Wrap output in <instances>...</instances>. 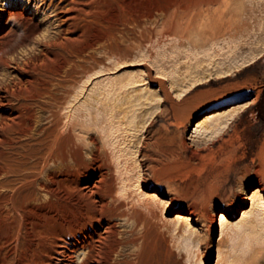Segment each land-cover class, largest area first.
Instances as JSON below:
<instances>
[{"label":"rangeland","instance_id":"obj_1","mask_svg":"<svg viewBox=\"0 0 264 264\" xmlns=\"http://www.w3.org/2000/svg\"><path fill=\"white\" fill-rule=\"evenodd\" d=\"M48 3L0 0V84L17 90L13 109L0 106V123L19 107L28 113L30 135L12 133L21 150V142L38 146L45 127L61 117L60 132L75 129L77 142L83 141L78 144L89 179L96 178L95 154L113 164L107 182L124 207V221L114 220L118 231L111 241L121 249L109 264H128L138 248L143 264H264V0H78L58 11ZM12 13L22 18L10 20ZM205 26L209 32L202 34ZM234 102L245 107L217 127ZM213 111L222 112L211 123L217 130L210 124V131L196 130L195 123ZM15 149L2 151L15 155ZM56 165L52 174L60 178L64 170ZM17 174L8 173V180ZM41 183L62 190L49 180ZM40 188L34 186L31 205L37 213L52 212L45 232L54 234L62 224L68 235L82 220L76 202L66 194L68 201L63 194L59 202ZM150 191H157V201ZM7 192L0 187V196ZM178 212L187 219L177 221ZM218 212L226 217L221 225Z\"/></svg>","mask_w":264,"mask_h":264},{"label":"bare ground","instance_id":"obj_2","mask_svg":"<svg viewBox=\"0 0 264 264\" xmlns=\"http://www.w3.org/2000/svg\"><path fill=\"white\" fill-rule=\"evenodd\" d=\"M76 1H78V0H62V3H57V2H55V0H44V3L49 2L48 5L55 7L56 10L57 9L62 10L64 8V6L66 5V4L65 5L63 4L64 2H67V5L72 6L74 4V2H76ZM216 5H218V4H216ZM213 7H211V9ZM218 8H220V7H216V8L214 7V10L218 9ZM214 10H213V12H216ZM219 10H221V8ZM205 12L207 13L206 10H205ZM191 14H193V13H191ZM191 14H190V17H191ZM195 14H197V13L195 12ZM223 15H225V14H223ZM230 15H231V13H230ZM12 16L16 19L21 15L19 13H14V14L12 13V15H9V19ZM197 16H198V14H197ZM200 16H202V15H200ZM209 16H211V15L205 16V17H207L208 21H209V19H208ZM66 17L67 18L65 19V21L72 18L71 16H66ZM199 17H193V18L198 19ZM219 17H220V15H219ZM225 17H223V18H225ZM20 18H22V16L19 17V19ZM223 18H221V19L223 20ZM211 19L213 20V18H211ZM217 19L215 18V20H217ZM190 20H191V18H190ZM199 20H200V22L202 21L203 28H204V25L206 24L205 22H207V20L203 19L205 22H203V20H201V18ZM225 20L227 21V18H225ZM191 21H189V22H191ZM194 21L195 20H193V22ZM23 22H25V21H23ZM218 22H219V20H218ZM218 22H216V23L218 24ZM223 23H226V22H223ZM199 24L202 25L201 23H199ZM207 24H209V23L207 22ZM210 24H212V22ZM227 24H229V23H227ZM227 24H226V26H228ZM28 25H29V23H28ZM186 25H187V23H186ZM197 25H198V23H197ZM213 25L215 26V23ZM33 26H35V25H33ZM26 27L27 26H26V22H25V28L23 29L25 36H27L31 32V30L26 29ZM181 28H182L181 30H184L182 26H181ZM189 28H193V27H189ZM194 28L198 29L200 27H194ZM208 28H209V26H208ZM208 28L206 27L205 30L200 28V30L202 31V34H204L203 31H207ZM222 28H224V27H222ZM219 29H220V27H219ZM219 29H217L218 30L217 33H219ZM193 30H196V29H193ZM209 30H211V28H209ZM209 30H208V32H209ZM227 30H228V28H227ZM222 33H223V31H222ZM177 35H178V33H177ZM193 36H196V35H193ZM45 45H44V47H46ZM49 46L51 47V45H49ZM44 49H47V48H44ZM46 51H48V50H46ZM41 53H43V52H41ZM28 58H30V57H28ZM3 60H5V59H3ZM253 60H255V59H253ZM0 61H2V60H0ZM7 61H6V64H7ZM21 64H22V62H21ZM26 65L29 66L28 64H26ZM17 66H18V63H17ZM21 67H22V65H21ZM18 69H20V68H18ZM24 70L27 71V69H24ZM6 85L0 86V106H6V105L10 106L11 102L14 101V99H16L15 98L17 95V90H15L16 88L14 89V88H12V86H10V85L6 86ZM19 95H20V90H19ZM21 96H19V98ZM12 98H14V99H12ZM11 99H12V101H11ZM244 104L240 103V102H234L231 105H229V107L227 109V113L225 112L226 114H224V113H223L224 115L222 114L223 119L221 121L219 120L218 124L216 122V125H221V124L222 125L217 126V127H223L225 123L226 124L229 123L232 116L238 110L240 111V109L245 107ZM22 105H24L26 107L25 104H22ZM57 105L59 106L58 103H57ZM10 107H12V105ZM16 107L17 106H15V108ZM57 108L59 109V107H57ZM12 109H13V107H12ZM23 110H24V108H23ZM24 112H22L20 107H19L16 110V114L13 115L11 118L3 117V118H6V121L4 119V121H2L0 123V146L1 147H4V148L7 147V148H14L15 149L16 145H14V142L17 140H14V137H13L14 135H12V133H14V134L16 133L17 136L18 135L19 136L28 135L30 133V132L28 133L27 131H28V129L32 128V127H30V124L32 122L30 123L29 117L28 116L26 117V115L28 113L25 114ZM58 112H56V113L58 114ZM220 112L221 111H213V112H210V113H207L206 115H204V117H202V119H200L199 121H197L195 123V126H194L195 129L196 130L205 129L207 131L206 128L210 127L209 124L213 125V126L215 125V124H211V123L218 120V118H219L218 115L222 113V112L221 113ZM22 113H24L23 116L25 115L24 118L21 115ZM53 113H54V111H53ZM58 115H60V114H58ZM0 118H2V117H0ZM60 118L58 116H56L55 117V123H52L54 125L49 129H47V127H45L46 130L43 131L42 128L44 129V127L39 128L43 131V133H42V136L39 140L36 139L38 146H37V144L35 146H33L32 142H31V144L21 142V144L19 143L21 150L15 149V151L12 152V154H15L16 156L10 155V154L9 155L5 154V152L2 151L4 148L0 149V187L1 186L2 187L3 186L8 187V192L6 194L0 196V264H74V263L75 264H109V260L114 257V256H111V255H113L112 253H114V255H115L116 249L118 248V247L116 248L117 244L119 243L118 240L115 239V241L114 240L111 241V237H113V235H115V233L118 231V228L116 231V223L117 222L115 223L114 220L116 217H118V216L120 217V216H124V215H123L122 211L120 212V209H122L123 206L119 209V203L117 202V200L114 199V196L112 194L115 191V190H113V192H112V186H111L112 183L108 184V182H107V179L109 178V176H111L110 175L111 174V166L110 165H113V164L109 163L110 164L109 165L106 162L104 163V162H102L103 160L100 161L101 158H100V160H98L97 159L98 156H96V154H95V156L93 157L94 160L96 161L95 167L94 168L92 167V168H93V171L96 172V178L89 179L88 173H84V171H85V168L88 169V167L90 165L87 167L86 162L83 159L84 157H82V151L83 150L81 151V148L78 144V142L82 143L83 141L80 142L81 141L80 140L77 142V136L78 135H76V133H74L75 129L72 130L73 132L72 131H68L67 133L60 132L61 129L59 127L60 124L58 121V119H60ZM7 119H8V121H7ZM71 121H70V123L74 124ZM75 121H76V119H75ZM60 123L62 124V122H60ZM226 124H225V126H226ZM76 125H77V123H76ZM216 125H215V127L212 128V132L214 129H216ZM62 126L61 127L63 129L65 126L64 125H62ZM58 127H59V129H58ZM67 127H68V125H67ZM72 127L74 128L77 126L73 125ZM79 127H80V125H79ZM211 127L208 129V131H210ZM69 128H71V127H69ZM218 129H220V128H218ZM80 130H81V127H80ZM83 130L85 132L84 128H83ZM38 131H36V133H38ZM63 131H64V129H63ZM201 132L204 133L205 131L201 130ZM212 132H210V133H212ZM78 133H79V131H78ZM39 134H40V132H39ZM17 136H15V137H17ZM37 136H39V135H37ZM78 137H80V135ZM80 139H83V137ZM33 142H35V141H33ZM17 143H18V141H17ZM81 146H82V144H81ZM101 148H100V150H101ZM6 153H8V152H6ZM105 154H107V153H105ZM93 155H94V153H93ZM32 159H33L32 162L29 161ZM105 159H107V158H105ZM108 161H110V159ZM52 164H57L60 169L64 170L61 173L60 178H58V177L56 178V176H53L52 166H51ZM92 164H93V162H92ZM57 165H56V167H57ZM112 168L114 169L113 166H112ZM17 172H20V174H17V180L16 179L8 180L9 179L7 177L8 173H17ZM112 173H113L112 178L114 179V171H112ZM56 175H57V173H56ZM15 180H16V182H14ZM44 180H49L52 186L60 184L61 185L60 188H62V190L56 191L57 188H55V186L54 187H46L45 186L46 184L41 183ZM113 183L115 184V182H113ZM62 184L64 185V187L62 186ZM35 185H38L39 187L43 188L44 190L46 188H48V191L46 194H48V196L50 198L56 197L59 200V202H60V199H63L66 196L68 198H73L72 200L74 202H76L74 204V205H76L75 206L76 207L75 212H77V214L80 217H82V220L80 219L81 220L80 222L74 223L69 228V234L68 235H65L63 233L65 231L62 230V226H61L62 224L60 222L59 223L61 225H59V227L57 228V231H55L54 234L48 235V233L45 232L46 230H44V226L46 223H48L47 222L48 220H51V217H53V216H52L51 211H46V210L44 212L38 211V213H37L36 210L34 209V207L31 205V201L34 199V195H35V193L33 191V188ZM106 185H107V189H104V188H106L105 187ZM121 185L123 186V184H121ZM122 186H120V187H122ZM122 188H124V187H122ZM122 188H120L121 192H123ZM126 188H127V186H126ZM43 189H41V190H43ZM59 191H60V193L56 194V192L58 193ZM259 191H260V189L256 188V189H254L253 193L258 195ZM137 192H138V189H137ZM140 192H141V190H140ZM124 193L126 195L127 192H124ZM124 193H122L123 196H124ZM142 193L143 192H141L140 194H142ZM63 194H64V196L66 194V196L64 197ZM147 194H148V197L151 198L152 200L158 199L157 191H150ZM127 196H128V194H127ZM19 197H20V199H19ZM67 197L64 199L65 201L68 199ZM94 197H96V199ZM148 197H146L147 200H148ZM46 198H48L47 195H46ZM139 201H140V199H139ZM139 201L138 202L135 201L136 203H135V205H133V207L136 206V204L139 203ZM148 201H150V200H148ZM155 201H157V200H155ZM122 202H123V200H122ZM142 202H143V200H142ZM145 202H147V201H145ZM150 202L149 203L147 202V203L150 204ZM123 203L126 206L125 202H123ZM167 203H166V205H167ZM259 203L264 210V202L260 201ZM142 205L143 204H141V206ZM63 208H64V206H63ZM144 208H146V205ZM130 209L133 210V208H130ZM254 209L252 207L251 210H254ZM126 211L127 210H125V212ZM134 211H136V210H134ZM254 211L252 212L253 215H254ZM143 212H142V214H143ZM242 213H245V211H242ZM252 213H250V215ZM125 214H127V212ZM128 215H129V213H128ZM257 215L258 214L254 215V216H256V218H257L258 217ZM68 216H70V215H68ZM132 216H134V215H132ZM175 217L177 218L176 219L177 221H181V220L184 221V219L185 220L187 219L186 215L179 213V212L175 214ZM257 219H255V221ZM125 220H127V219H125ZM145 220L146 219H144V221ZM217 220L219 221L218 223H220V225H221L222 222L226 220V217L222 212H218L217 213ZM64 221L62 220V223ZM104 221H105V224H103ZM128 221H129V219H128ZM250 221H251V219H250ZM255 221L253 220L250 223H252V222L254 223ZM49 223H50V221H49ZM141 224H143V223H141ZM68 225H71V224L69 223ZM65 226H67V225L65 224ZM134 227H135V225H134ZM54 228H55V226H54ZM220 228H222V226ZM119 230L121 231V229H119ZM133 232H135V231H133ZM139 232H137V233H139ZM146 233H147V231H146ZM118 235H121V234H118ZM122 235H123V233H122ZM139 235H141V234H139ZM137 238H139V236H137ZM143 238H145V237H143ZM112 239H114V238H112ZM122 239L123 238H121V240ZM131 239H132V237H131ZM124 240H125V238H124ZM127 240H129V239H127ZM126 241L124 243H126ZM133 242H131V243H133ZM135 245H136V247L138 246L137 244H135ZM139 246H141V245H139ZM121 247H122V245H121ZM141 249H142V246H141ZM132 252H134V251H132ZM142 253L140 252V249L138 248V251L136 252V254L134 253L135 254L134 259L132 261L127 262V263L128 264H143L144 257H143ZM146 253H147V251H146ZM116 254H119L118 251ZM145 256H146V254H145ZM132 258H133V256H132ZM115 259L116 258H114V260ZM153 264H155V263L153 262Z\"/></svg>","mask_w":264,"mask_h":264},{"label":"trees","instance_id":"obj_3","mask_svg":"<svg viewBox=\"0 0 264 264\" xmlns=\"http://www.w3.org/2000/svg\"><path fill=\"white\" fill-rule=\"evenodd\" d=\"M262 113L264 114V103L262 105Z\"/></svg>","mask_w":264,"mask_h":264}]
</instances>
